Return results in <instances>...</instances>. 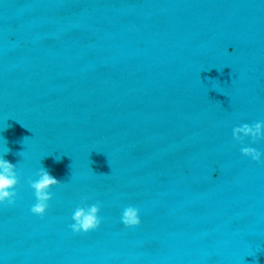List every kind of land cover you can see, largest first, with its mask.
<instances>
[{
	"label": "water",
	"instance_id": "water-1",
	"mask_svg": "<svg viewBox=\"0 0 264 264\" xmlns=\"http://www.w3.org/2000/svg\"><path fill=\"white\" fill-rule=\"evenodd\" d=\"M255 122L264 0H0V264H264V162L240 151L264 140L233 138ZM42 166L63 183L40 217Z\"/></svg>",
	"mask_w": 264,
	"mask_h": 264
},
{
	"label": "clouds",
	"instance_id": "clouds-1",
	"mask_svg": "<svg viewBox=\"0 0 264 264\" xmlns=\"http://www.w3.org/2000/svg\"><path fill=\"white\" fill-rule=\"evenodd\" d=\"M246 137H250L253 143L264 140V122H255L251 125L244 123L233 129V138L237 141L243 142ZM10 151L7 147L4 156ZM240 151L243 156L249 157L257 163L264 162L261 159L264 153L254 147L244 146ZM4 156L0 157V204L12 205L15 203L17 196L15 188L20 181L16 164L9 162ZM56 160L59 161L57 158ZM37 175L39 177L37 180H29L30 187L34 190L36 197V203L31 207V212L34 215L43 217L49 207L48 202L52 199L50 189L53 186L61 185L63 182L52 176L43 166ZM99 212L100 205L98 203L87 207H77L72 216L74 223L70 224L69 227L73 233L77 234L94 231L101 224ZM121 222L128 228L139 226L141 224L140 210L135 206L126 207L122 212Z\"/></svg>",
	"mask_w": 264,
	"mask_h": 264
}]
</instances>
